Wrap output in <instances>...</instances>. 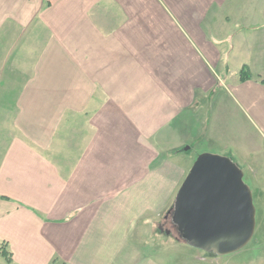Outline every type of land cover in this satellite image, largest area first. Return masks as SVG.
Masks as SVG:
<instances>
[{
	"label": "crops",
	"instance_id": "0c3cea01",
	"mask_svg": "<svg viewBox=\"0 0 264 264\" xmlns=\"http://www.w3.org/2000/svg\"><path fill=\"white\" fill-rule=\"evenodd\" d=\"M262 81L264 0H0V264H163L198 156L264 163Z\"/></svg>",
	"mask_w": 264,
	"mask_h": 264
},
{
	"label": "water",
	"instance_id": "95a60500",
	"mask_svg": "<svg viewBox=\"0 0 264 264\" xmlns=\"http://www.w3.org/2000/svg\"><path fill=\"white\" fill-rule=\"evenodd\" d=\"M244 173L228 159L200 155L170 211L178 238L218 256L244 249L256 229V208Z\"/></svg>",
	"mask_w": 264,
	"mask_h": 264
},
{
	"label": "rangeland",
	"instance_id": "374dc122",
	"mask_svg": "<svg viewBox=\"0 0 264 264\" xmlns=\"http://www.w3.org/2000/svg\"><path fill=\"white\" fill-rule=\"evenodd\" d=\"M219 157L222 158V156ZM242 170L244 173L243 184L251 190L253 204L256 208V229L250 243L237 253L226 256H218L216 254L207 253L204 250L191 247L187 242L178 238V234L176 233H173L170 238L171 241L162 235L160 238L162 239L163 237V242H161L159 246H161L163 250L161 256L163 264H264L263 159L251 160L250 164L243 167ZM168 209H170V207ZM164 210H167V208H164ZM167 211H164V215ZM167 227L174 230L171 223H168Z\"/></svg>",
	"mask_w": 264,
	"mask_h": 264
},
{
	"label": "trees",
	"instance_id": "16d2710c",
	"mask_svg": "<svg viewBox=\"0 0 264 264\" xmlns=\"http://www.w3.org/2000/svg\"><path fill=\"white\" fill-rule=\"evenodd\" d=\"M240 81L245 82L252 78V74L247 67H244L239 73ZM264 84V81H262ZM174 226V225H173ZM0 257L3 258L7 263L12 262V253L9 250L8 245L5 242L0 241Z\"/></svg>",
	"mask_w": 264,
	"mask_h": 264
}]
</instances>
